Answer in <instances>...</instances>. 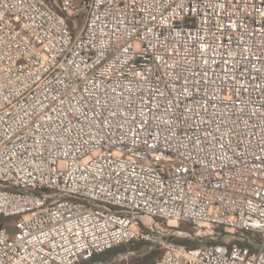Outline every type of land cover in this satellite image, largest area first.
Masks as SVG:
<instances>
[{
  "label": "built area",
  "instance_id": "obj_1",
  "mask_svg": "<svg viewBox=\"0 0 264 264\" xmlns=\"http://www.w3.org/2000/svg\"><path fill=\"white\" fill-rule=\"evenodd\" d=\"M154 220L211 239L154 264H264V0H0V264Z\"/></svg>",
  "mask_w": 264,
  "mask_h": 264
},
{
  "label": "rangeland",
  "instance_id": "obj_2",
  "mask_svg": "<svg viewBox=\"0 0 264 264\" xmlns=\"http://www.w3.org/2000/svg\"><path fill=\"white\" fill-rule=\"evenodd\" d=\"M50 4L59 0H45ZM78 25L82 22V17L76 19ZM158 229H154L151 242H133L125 245V249L121 251H106L104 254L91 261L92 264H154L159 259L164 251L166 244L171 243L176 246L184 247L176 244L180 241L196 242L197 246L200 243L195 239V233L187 225L175 223L174 221H159L154 220ZM9 232L13 230L11 223H7ZM194 246V247H197ZM125 254L127 256H125Z\"/></svg>",
  "mask_w": 264,
  "mask_h": 264
},
{
  "label": "trees",
  "instance_id": "obj_3",
  "mask_svg": "<svg viewBox=\"0 0 264 264\" xmlns=\"http://www.w3.org/2000/svg\"><path fill=\"white\" fill-rule=\"evenodd\" d=\"M176 244L182 245V246L187 247V248H192V247H194V246H197V245H196V244H197L196 242H188V241H180V242H176ZM124 249H125V245H124V246H118V247H115V248H113V249H111V250H114V251H121V250H124ZM109 251H110V250H109ZM107 252H108V251H107ZM103 254H104V253L94 256V257L92 258V260L101 257Z\"/></svg>",
  "mask_w": 264,
  "mask_h": 264
},
{
  "label": "water",
  "instance_id": "obj_4",
  "mask_svg": "<svg viewBox=\"0 0 264 264\" xmlns=\"http://www.w3.org/2000/svg\"><path fill=\"white\" fill-rule=\"evenodd\" d=\"M198 242H206V241H210V238H206V239H200V238H195Z\"/></svg>",
  "mask_w": 264,
  "mask_h": 264
}]
</instances>
